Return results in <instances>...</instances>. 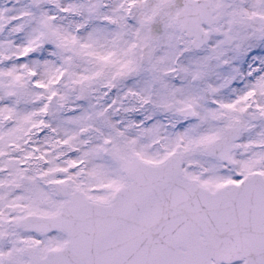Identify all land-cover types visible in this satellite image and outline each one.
Returning <instances> with one entry per match:
<instances>
[{
  "label": "snow or ice",
  "instance_id": "6c2138e0",
  "mask_svg": "<svg viewBox=\"0 0 264 264\" xmlns=\"http://www.w3.org/2000/svg\"><path fill=\"white\" fill-rule=\"evenodd\" d=\"M0 264H264V0H0Z\"/></svg>",
  "mask_w": 264,
  "mask_h": 264
}]
</instances>
